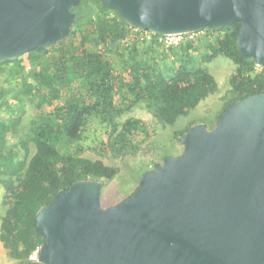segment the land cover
<instances>
[{
	"label": "water",
	"instance_id": "obj_1",
	"mask_svg": "<svg viewBox=\"0 0 264 264\" xmlns=\"http://www.w3.org/2000/svg\"><path fill=\"white\" fill-rule=\"evenodd\" d=\"M88 0H0V61L69 37ZM155 34L241 22L237 49L264 66V0H96ZM182 150L103 206L100 180L60 189L36 213L45 237L29 264H264V92L229 104Z\"/></svg>",
	"mask_w": 264,
	"mask_h": 264
},
{
	"label": "trees",
	"instance_id": "obj_2",
	"mask_svg": "<svg viewBox=\"0 0 264 264\" xmlns=\"http://www.w3.org/2000/svg\"><path fill=\"white\" fill-rule=\"evenodd\" d=\"M72 11L77 21L69 37L53 46L58 51L57 57L49 60L52 46L26 52L32 65L27 73L20 58L0 61V75L7 76L6 85H0L3 94L0 112L5 110V114H0V185L5 189L3 203L7 206L5 214L0 216V240L9 255L20 260L19 264H29L30 255L45 242V237L36 232V213L42 205L77 180H110L120 171L101 159L81 157L69 151L70 144L82 138L91 117H99L111 125L114 154L133 150L140 134L139 120L128 117L121 122L120 118L144 104L160 122L174 125L180 116L188 115L216 91L217 81L206 64L219 55L229 57L237 66L230 77L234 98L225 104L219 119L232 102L264 92V66L259 70L251 57L237 49L241 22L211 28L220 34L215 33L214 41L204 45L201 62L191 54L192 44L170 47L180 64L174 73L167 74L156 69L155 60L154 65L152 62L153 51L162 45L159 35L154 34L144 48L141 40H131L121 51L118 44L128 36L131 26L114 11L96 0L84 1ZM77 33L81 40L74 45L72 38ZM98 46L108 51L119 50L121 69L131 74L129 82L124 83L123 73L117 71L111 58L98 50ZM119 85L125 87L118 93ZM13 95L16 101L10 102ZM49 95L52 98L64 95V109L47 110L44 100ZM26 100L32 103L35 117L25 126L22 117L27 112ZM195 123L175 131L179 141ZM10 141L17 146L12 163L1 156ZM170 155L173 154L166 153ZM147 170L140 174L136 184Z\"/></svg>",
	"mask_w": 264,
	"mask_h": 264
},
{
	"label": "rangeland",
	"instance_id": "obj_3",
	"mask_svg": "<svg viewBox=\"0 0 264 264\" xmlns=\"http://www.w3.org/2000/svg\"><path fill=\"white\" fill-rule=\"evenodd\" d=\"M89 28V25L87 26ZM212 29L206 27L202 30L197 31L194 34L193 39H189L188 35L183 37V41L173 48H179L183 43L192 44L191 54L197 59V62H201L204 57L203 49L204 45L208 42L214 41L217 34L212 32ZM217 35H216V34ZM149 35V34H147ZM138 39L142 41L141 46L144 48L153 40L152 37L141 38V34L133 30L128 32V36L118 44L119 50L124 51V46L131 40ZM72 42L74 45H78L81 37L78 33L73 36ZM71 42V43H72ZM193 42V43H192ZM55 46V45H54ZM98 50L107 54L111 58V61L115 64L117 71L123 73L124 83L131 80V74L124 72L121 69V60L119 50L111 49V51L105 50V48L98 46ZM58 51H55V47L52 46L49 49L48 56L51 58L57 57ZM152 55L155 59L156 69L158 71H164L167 74L174 73L176 68L179 66L177 55L171 50L170 46L159 45L157 49L153 51ZM22 63L25 65V72H29L32 65L27 61V56L24 54L19 57ZM180 58V56H179ZM209 72L215 77L217 81V89L214 93L210 94L205 100L201 101L199 105L193 109L188 115H182L178 118L174 125H167L160 122L150 112L147 107L142 104L139 105L131 113L120 118V121L126 120L128 117H133L139 120L140 134L137 136L135 142L136 147L133 150H124L121 154L113 153V139L111 138V125L99 117H91L87 123L86 130L83 133L82 138L79 141L72 142L68 147L72 153H77L81 157L90 159H101L107 165H114L119 167L120 171L113 179L101 180V203L103 206H108L119 201L130 189L135 186L137 179L145 169H152L157 162H162L166 153L177 154L182 150V144L178 139V134L175 131L188 126L189 123L204 122L209 125L217 124L220 113L223 110L225 104L234 98V94L231 91L230 77L236 69L235 62L225 55H219L217 58L206 64ZM259 70L263 66L257 65ZM155 68V67H154ZM6 73L0 75V85H6ZM125 86L119 85L118 93ZM3 94L0 90V99ZM65 98V96L63 95ZM61 98L48 97L46 105L44 107L47 110H62L66 105V100ZM119 100V94L117 95ZM10 102L16 101L13 96L10 97ZM27 112L22 117V124L28 125L32 118L35 117V110L28 100L25 101ZM5 114V110L0 112ZM16 145L7 143L6 147L1 151L3 156L9 163H12V153L16 149ZM67 148V147H66ZM31 149L35 152V146L32 144ZM5 189L3 185H0V216L4 215L7 206L3 203ZM0 232H1V219H0ZM20 260L11 257L8 253V249L4 246L0 240V264H19Z\"/></svg>",
	"mask_w": 264,
	"mask_h": 264
},
{
	"label": "built area",
	"instance_id": "obj_4",
	"mask_svg": "<svg viewBox=\"0 0 264 264\" xmlns=\"http://www.w3.org/2000/svg\"><path fill=\"white\" fill-rule=\"evenodd\" d=\"M131 30L135 31L136 34L140 33L141 34V38L144 37H152L155 33L151 32L150 30L147 29H140V28H136L131 26ZM197 31H191V32H187V33H168V34H157L158 36V40L159 42H161L162 45L165 46H170V47H175L178 44H180L183 41V37L185 35L189 36V39H193L194 38V34ZM149 34V35H147ZM39 254V248L36 249L31 255H30V260H36Z\"/></svg>",
	"mask_w": 264,
	"mask_h": 264
},
{
	"label": "clouds",
	"instance_id": "obj_5",
	"mask_svg": "<svg viewBox=\"0 0 264 264\" xmlns=\"http://www.w3.org/2000/svg\"><path fill=\"white\" fill-rule=\"evenodd\" d=\"M257 65V64H256Z\"/></svg>",
	"mask_w": 264,
	"mask_h": 264
}]
</instances>
